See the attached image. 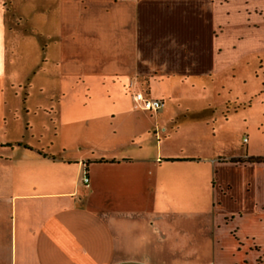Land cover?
I'll use <instances>...</instances> for the list:
<instances>
[{"label": "crops", "instance_id": "1", "mask_svg": "<svg viewBox=\"0 0 264 264\" xmlns=\"http://www.w3.org/2000/svg\"><path fill=\"white\" fill-rule=\"evenodd\" d=\"M5 9L0 0V126ZM57 12L69 54L57 65L81 80L75 92L86 99L94 79L131 95L140 84L161 106L69 120L54 154L17 145L13 162L0 142V264H264V161H245L259 157L247 147L240 161L205 156L197 125L213 117L163 115L155 91L264 49V0H57ZM95 124L98 139L86 133ZM176 136L192 149L168 148Z\"/></svg>", "mask_w": 264, "mask_h": 264}, {"label": "rangeland", "instance_id": "2", "mask_svg": "<svg viewBox=\"0 0 264 264\" xmlns=\"http://www.w3.org/2000/svg\"><path fill=\"white\" fill-rule=\"evenodd\" d=\"M2 1L6 5V54L5 90L1 103L5 123L0 126V142H9L13 151L7 156L1 149V158L6 155L14 162L20 152L17 145L40 149L38 153L41 150L48 154L60 152L59 144L69 141L66 122L72 119L97 116L107 120L112 114L115 118L130 114L142 117L153 115L152 111L144 110L133 101L131 89L108 88L102 85L100 79L89 81L91 90L86 99L82 90L75 92L81 86V80L61 72L62 67L57 65L59 55L69 56L67 49L60 50V44L57 43V35H67L61 27L58 30L60 18L57 0ZM82 13L81 9V16ZM221 66L214 74L189 76L181 80L176 76L172 84L164 83L160 89L156 88L157 93L164 94L166 111L163 115L173 119L181 115L212 116L213 119L209 118L205 124L197 126L198 135L202 137V153L205 156L213 155L215 161H240L242 159L236 155H242L245 147L246 153H258L262 157L264 49L257 51L253 47L251 52L237 60L231 62L226 59ZM188 82H194V86H185ZM133 91L146 95L144 85H137ZM186 101H191L188 102L190 110L193 109L191 105L195 108L185 112L183 103ZM128 106L132 109L130 112L127 111ZM98 124L86 128V133L93 139L101 137ZM79 128L76 130L77 135L85 131ZM182 131L180 135L189 134L190 128L185 126ZM120 133L117 134L119 138L122 135ZM165 143L162 142V148ZM175 146L183 150L193 147L190 139L179 136L167 144L168 148ZM32 154L33 151L29 153Z\"/></svg>", "mask_w": 264, "mask_h": 264}, {"label": "built area", "instance_id": "3", "mask_svg": "<svg viewBox=\"0 0 264 264\" xmlns=\"http://www.w3.org/2000/svg\"><path fill=\"white\" fill-rule=\"evenodd\" d=\"M132 99L134 102L138 103L144 110L148 111H155L161 106L160 100L149 98L140 91L133 92ZM82 181H87L85 172L83 173Z\"/></svg>", "mask_w": 264, "mask_h": 264}, {"label": "trees", "instance_id": "4", "mask_svg": "<svg viewBox=\"0 0 264 264\" xmlns=\"http://www.w3.org/2000/svg\"><path fill=\"white\" fill-rule=\"evenodd\" d=\"M246 160L250 161V162H260V161H264V156H262V157H248Z\"/></svg>", "mask_w": 264, "mask_h": 264}]
</instances>
